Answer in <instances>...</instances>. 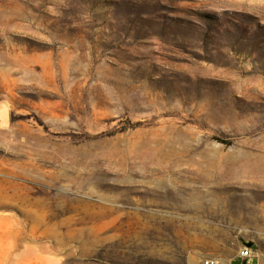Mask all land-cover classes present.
Masks as SVG:
<instances>
[{
    "label": "rangeland",
    "instance_id": "obj_1",
    "mask_svg": "<svg viewBox=\"0 0 264 264\" xmlns=\"http://www.w3.org/2000/svg\"><path fill=\"white\" fill-rule=\"evenodd\" d=\"M263 166L264 0H0V264H264Z\"/></svg>",
    "mask_w": 264,
    "mask_h": 264
},
{
    "label": "built area",
    "instance_id": "obj_2",
    "mask_svg": "<svg viewBox=\"0 0 264 264\" xmlns=\"http://www.w3.org/2000/svg\"><path fill=\"white\" fill-rule=\"evenodd\" d=\"M204 264H260V262L254 254L253 247L245 245L232 258L209 256L204 260Z\"/></svg>",
    "mask_w": 264,
    "mask_h": 264
},
{
    "label": "bare ground",
    "instance_id": "obj_3",
    "mask_svg": "<svg viewBox=\"0 0 264 264\" xmlns=\"http://www.w3.org/2000/svg\"><path fill=\"white\" fill-rule=\"evenodd\" d=\"M245 168H246V166H245ZM263 168H264V166H263ZM240 169H241V167H240ZM245 176H246V178L249 177V179L252 181V184L261 185V186L264 185V169L262 170L261 167L255 168V169L253 168V170L252 169H249V170L245 169V170H241V171L236 170V172L233 174V177H234L233 179L237 180V179L243 178ZM244 180H246V179H244ZM247 181H248V179H247ZM242 182H244V184H245V181H242ZM245 185H247V184H245ZM254 213L257 214V211L255 210Z\"/></svg>",
    "mask_w": 264,
    "mask_h": 264
},
{
    "label": "crops",
    "instance_id": "obj_4",
    "mask_svg": "<svg viewBox=\"0 0 264 264\" xmlns=\"http://www.w3.org/2000/svg\"><path fill=\"white\" fill-rule=\"evenodd\" d=\"M192 264H201V263L198 261H193Z\"/></svg>",
    "mask_w": 264,
    "mask_h": 264
},
{
    "label": "water",
    "instance_id": "obj_5",
    "mask_svg": "<svg viewBox=\"0 0 264 264\" xmlns=\"http://www.w3.org/2000/svg\"><path fill=\"white\" fill-rule=\"evenodd\" d=\"M248 246H252V243H249Z\"/></svg>",
    "mask_w": 264,
    "mask_h": 264
}]
</instances>
